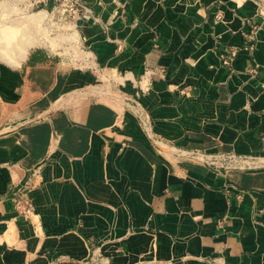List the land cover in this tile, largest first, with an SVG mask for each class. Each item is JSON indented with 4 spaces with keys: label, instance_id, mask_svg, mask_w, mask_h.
<instances>
[{
    "label": "crops",
    "instance_id": "crops-1",
    "mask_svg": "<svg viewBox=\"0 0 264 264\" xmlns=\"http://www.w3.org/2000/svg\"><path fill=\"white\" fill-rule=\"evenodd\" d=\"M81 1L0 69V264H264L260 0Z\"/></svg>",
    "mask_w": 264,
    "mask_h": 264
},
{
    "label": "rangeland",
    "instance_id": "rangeland-1",
    "mask_svg": "<svg viewBox=\"0 0 264 264\" xmlns=\"http://www.w3.org/2000/svg\"><path fill=\"white\" fill-rule=\"evenodd\" d=\"M28 2L30 1L0 0V69L18 66L27 51L41 43L42 35L48 37V31L44 30L47 17L44 5L33 9L28 6ZM260 2L264 7V0ZM54 19L52 17L53 21ZM52 36L59 40L57 35ZM52 48L54 49V44Z\"/></svg>",
    "mask_w": 264,
    "mask_h": 264
},
{
    "label": "built area",
    "instance_id": "built-area-1",
    "mask_svg": "<svg viewBox=\"0 0 264 264\" xmlns=\"http://www.w3.org/2000/svg\"><path fill=\"white\" fill-rule=\"evenodd\" d=\"M28 6L33 9L42 7L45 3L51 2V8L49 13L52 17H55L54 21L51 19L50 25H59L60 23H72L80 14H91V9L83 3L81 0H29ZM59 20V21H58ZM136 106L137 103H134ZM136 117L141 125L146 123L143 122L144 113L137 110ZM145 126V125H144ZM212 162H217L219 166L223 168H251L254 166L253 159L246 156L236 154H214L211 155ZM17 209L19 205H24V211H29L30 202L22 199L17 201Z\"/></svg>",
    "mask_w": 264,
    "mask_h": 264
}]
</instances>
